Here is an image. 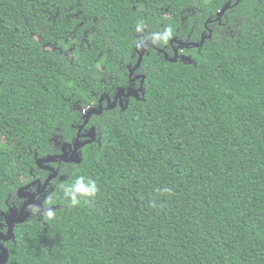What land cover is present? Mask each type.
<instances>
[{"label": "trees", "instance_id": "1", "mask_svg": "<svg viewBox=\"0 0 264 264\" xmlns=\"http://www.w3.org/2000/svg\"><path fill=\"white\" fill-rule=\"evenodd\" d=\"M144 41L142 91L90 116L80 163L46 164L8 264H264V0H0L1 218L83 110L139 87ZM79 177L99 191L72 206Z\"/></svg>", "mask_w": 264, "mask_h": 264}, {"label": "water", "instance_id": "2", "mask_svg": "<svg viewBox=\"0 0 264 264\" xmlns=\"http://www.w3.org/2000/svg\"><path fill=\"white\" fill-rule=\"evenodd\" d=\"M229 8V4H225L224 7L218 11V14H223L225 12V10ZM173 40H177L176 38H174ZM204 40V39H203ZM201 41L200 43H195L196 46L203 44L204 41ZM146 44V42L142 43V48L144 47V45ZM177 53L175 58L177 57ZM143 59V53L140 54V58L138 61V66L141 65ZM137 66V67H138ZM132 73V72H131ZM137 78H141V86L138 89H131L128 90L127 92H119L117 93L114 98H110V96H107V100H108V108H114L116 106V104L119 102L120 105H123V97H128L129 95H135L137 96V93L142 91L143 89V84L146 78L145 74H141L139 75ZM104 99V95L101 97L100 99V105L99 106H90L87 110V113L84 114V119H85V124L88 122L90 116L94 113L100 114L103 110L102 107V101ZM84 126V125H83ZM82 126V127H83ZM82 127L80 128V130L82 129ZM96 128L93 126L89 133L87 134V136L89 137V139L82 141L80 136H77V139L73 142V143H69V144H65L64 145V153L62 154H55V155H51V156H47V157H37L36 162L38 164L39 167L41 168H45V169H50L52 171V174H50L47 179L42 182L41 179H37L29 184H26L22 187H20L18 189V196L20 198H26L27 196H29V200H26V202L24 203V205L17 210H10L8 213H4L3 215L6 219V223L8 225V231L5 237L0 235V264H8L9 258H10V251L9 248L6 247V245L4 243H2V241H10V240H15V233H14V228H13V224H17V223H22L26 220V217L28 216V212L26 211L27 207H38L40 209H42L43 207L41 206L40 203H36L35 202V197H36V193H33L31 191H29L28 189L33 186L34 184L38 183L40 186H42V190L44 191L48 185V183L52 180L53 177L57 176L58 174V170L54 167H51V165H46L52 162H56L59 159L65 162H76V163H80L82 161V157L80 155L79 149L87 144V143H91L96 141L97 137H96ZM66 147H68V149H70L71 153L69 155V157H66V155L69 154V151L66 149ZM25 190H28L27 193H23ZM40 191V192H41Z\"/></svg>", "mask_w": 264, "mask_h": 264}, {"label": "flooded vegetation", "instance_id": "3", "mask_svg": "<svg viewBox=\"0 0 264 264\" xmlns=\"http://www.w3.org/2000/svg\"><path fill=\"white\" fill-rule=\"evenodd\" d=\"M220 21V20H219ZM204 26L206 27V28H208V26H207V22H205L204 23ZM211 32V31H210ZM205 37H207L206 35L205 36H203L202 37V40L205 38ZM201 40V41H202ZM200 41V42H201ZM144 42H146V44L145 45H147V44H149L148 46H150V45H152L150 42H148V41H144ZM143 43V42H142ZM142 43L140 44V54L141 53H143V56H144V53H145V45H144V47L142 48ZM171 50L173 49V53H174V55L176 56V53H178V50H177V46L179 47L180 46V52L181 53H183L187 48H186V46H192V45H194V46H196L195 45V42H182V41H178V40H171ZM197 43V42H196ZM158 50H161V53L162 54H164V56L165 57H168V53L164 50V49H158ZM139 61V60H138ZM138 61L136 62L137 64L134 66V68H131V67H129V69H131L130 70V78H131V80L133 81V83L134 84H137V82H139V87L141 86V78H137L139 75H141L142 74V72H140V66H138ZM138 66V67H137ZM132 72V73H131ZM135 79H138V80H135ZM138 86L137 87H135V88H139ZM107 96H109V95H107ZM107 96H106V100L104 101V99H103V101H102V107H103V110L104 109H112V108H108V100H107ZM111 98V97H110ZM114 98V97H113ZM99 103H100V100H99ZM118 104H119V102H118ZM100 105V104H99ZM98 105V106H99ZM120 105V104H119ZM98 115V114H97ZM89 121V120H88ZM87 124H88V122L85 124V120H84V122H83V124L82 125H80V127L78 128V131H77V134H76V136H80V138H81V140L82 141H84V140H87V139H89V137L87 136V134L89 133V129H91L92 128V126H87ZM84 125V126H83ZM83 126V127H82ZM82 127V129L80 130V128ZM68 151H69V154L66 156V157H69V155H70V153H71V151H70V149H68ZM61 153V152H60ZM60 153H58V154H60ZM51 167H54V168H56L55 166H53V165H51ZM43 169H45V168H43ZM45 170H47L48 171V175L46 176V178L44 179V181L47 179V177L50 175V173H52V171L50 170V169H45ZM33 180H29L26 184H29V183H31V182H33V181H35V179L34 178H32ZM43 181V182H44ZM25 184V185H26ZM29 191H31V192H33V193H36V197H35V202L38 204L40 201V198L41 197H43L44 196V192L46 191V189L44 190V191H41L42 190V186H40L38 183H36V184H34L33 186H31L29 189H28ZM28 190H25L23 193H27V191ZM41 191V192H40ZM29 196H27L26 198L24 197V198H20L21 199V201L19 202V205L17 206V208H14V210H17V209H20L23 205H24V203L26 202V200H29ZM39 201V202H38ZM39 205V204H38ZM35 208H37V209H40L39 208V206L37 207H35ZM36 209V210H37ZM0 221H4L5 223H6V219H5V217H4V215H3V212H2V218H1V215H0ZM3 231H6L5 233H2V230L0 231V235L1 236H3V237H5L6 236V234H7V231H8V225H7V223L5 224V226L3 227ZM1 240V239H0ZM7 242H9V241H7ZM6 241L4 242V241H2V243H4L5 245H6V243H7ZM7 247V246H6Z\"/></svg>", "mask_w": 264, "mask_h": 264}, {"label": "clouds", "instance_id": "4", "mask_svg": "<svg viewBox=\"0 0 264 264\" xmlns=\"http://www.w3.org/2000/svg\"><path fill=\"white\" fill-rule=\"evenodd\" d=\"M140 30V27L137 28V31ZM172 31L168 29L164 33H155L153 35V39L155 41H163L167 43L168 40L171 38ZM98 186L94 180H85L84 177H79L75 180V182L70 187H65L64 197L65 199L69 200L72 206H76L80 204L81 200L94 198L98 194ZM165 192H171L170 188L164 189ZM51 201V198H49ZM47 215L52 217L53 211L49 210Z\"/></svg>", "mask_w": 264, "mask_h": 264}, {"label": "rangeland", "instance_id": "5", "mask_svg": "<svg viewBox=\"0 0 264 264\" xmlns=\"http://www.w3.org/2000/svg\"><path fill=\"white\" fill-rule=\"evenodd\" d=\"M40 28H39V31H37V33H36V35H35V37L37 38V39H40V36H45V35H48V28L46 27V26H44V25H41V26H39ZM49 47V46H48ZM47 47V48H48ZM79 108V107H78ZM87 110L88 109H85V110H83V113L84 114H86L87 113Z\"/></svg>", "mask_w": 264, "mask_h": 264}]
</instances>
